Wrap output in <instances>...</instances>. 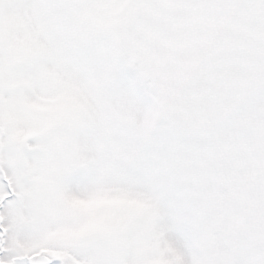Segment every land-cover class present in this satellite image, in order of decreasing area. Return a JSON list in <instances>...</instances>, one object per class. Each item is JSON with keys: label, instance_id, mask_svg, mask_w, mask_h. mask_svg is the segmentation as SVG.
<instances>
[{"label": "snow or ice", "instance_id": "obj_1", "mask_svg": "<svg viewBox=\"0 0 264 264\" xmlns=\"http://www.w3.org/2000/svg\"><path fill=\"white\" fill-rule=\"evenodd\" d=\"M0 264H264V0H0Z\"/></svg>", "mask_w": 264, "mask_h": 264}]
</instances>
